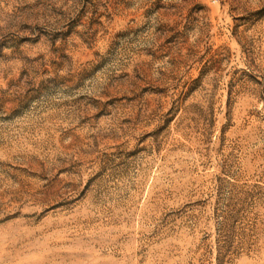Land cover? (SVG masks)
<instances>
[{
    "label": "rangeland",
    "instance_id": "374dc122",
    "mask_svg": "<svg viewBox=\"0 0 264 264\" xmlns=\"http://www.w3.org/2000/svg\"><path fill=\"white\" fill-rule=\"evenodd\" d=\"M0 264H264V0H0Z\"/></svg>",
    "mask_w": 264,
    "mask_h": 264
}]
</instances>
